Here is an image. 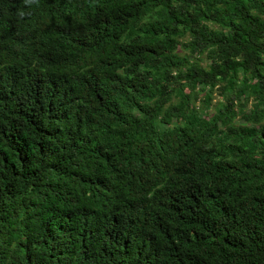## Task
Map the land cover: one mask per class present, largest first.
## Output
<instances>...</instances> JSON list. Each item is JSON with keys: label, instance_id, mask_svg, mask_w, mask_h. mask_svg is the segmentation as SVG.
<instances>
[{"label": "trees", "instance_id": "1", "mask_svg": "<svg viewBox=\"0 0 264 264\" xmlns=\"http://www.w3.org/2000/svg\"><path fill=\"white\" fill-rule=\"evenodd\" d=\"M0 264H264V0H0Z\"/></svg>", "mask_w": 264, "mask_h": 264}, {"label": "clouds", "instance_id": "2", "mask_svg": "<svg viewBox=\"0 0 264 264\" xmlns=\"http://www.w3.org/2000/svg\"><path fill=\"white\" fill-rule=\"evenodd\" d=\"M35 2V0H25V3L26 4H29V5H31L32 3H34ZM25 14L23 13V12H20V16L21 17H23Z\"/></svg>", "mask_w": 264, "mask_h": 264}, {"label": "rangeland", "instance_id": "3", "mask_svg": "<svg viewBox=\"0 0 264 264\" xmlns=\"http://www.w3.org/2000/svg\"><path fill=\"white\" fill-rule=\"evenodd\" d=\"M200 97L202 98L203 95H201ZM217 100H218V99H217V96L214 94V95H213L212 104H215Z\"/></svg>", "mask_w": 264, "mask_h": 264}]
</instances>
